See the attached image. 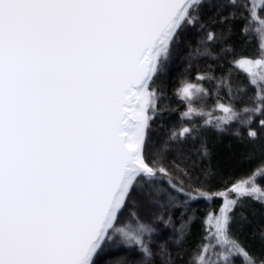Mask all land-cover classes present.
Instances as JSON below:
<instances>
[{
  "label": "snow or ice",
  "instance_id": "snow-or-ice-1",
  "mask_svg": "<svg viewBox=\"0 0 264 264\" xmlns=\"http://www.w3.org/2000/svg\"><path fill=\"white\" fill-rule=\"evenodd\" d=\"M217 7L211 0H0V264H177L197 220L187 210L208 198L202 185L215 172L208 166L192 175L176 164L186 159L177 149L196 138V128L152 139L161 111L157 80L166 75L182 33L205 8ZM244 8L248 16H217L222 24L241 20L246 37L249 17L264 12V0ZM258 32L252 55L244 51L247 40L239 51L230 42L215 53L195 50L197 57L221 61L220 85L231 90L235 78L239 91L252 90L254 106L242 107L249 115L241 124L253 143L264 132V29ZM233 34L229 24L220 35ZM215 40L209 32L208 41ZM198 79L217 78L206 73ZM192 91L186 81L180 88L185 98ZM222 110L232 120L239 116L235 107ZM198 152L210 158L206 140ZM191 167L197 169L194 161ZM258 179H264L260 169L228 189L240 195L226 199L215 216L216 237L226 245L215 264H236L241 252L247 257L241 264H264V256L232 231L234 223L241 229L250 223L244 211L236 213L245 207L243 198L264 211V199L251 196ZM170 209H181L186 231L171 215L165 218ZM202 224L207 232V217ZM160 225L173 226L171 234ZM252 236L264 249V227ZM208 248L203 244L183 264H212Z\"/></svg>",
  "mask_w": 264,
  "mask_h": 264
},
{
  "label": "trees",
  "instance_id": "trees-1",
  "mask_svg": "<svg viewBox=\"0 0 264 264\" xmlns=\"http://www.w3.org/2000/svg\"><path fill=\"white\" fill-rule=\"evenodd\" d=\"M211 3L217 4L215 9L205 8L201 12V19L195 26H189L183 33V42L173 49L171 62L167 73L157 80L162 95L159 99L160 113L152 123L151 137L154 141L166 139L172 131L179 133L182 128H196L198 135L195 139H188L178 151H182L186 159H177L176 164L181 167L187 166L190 174L194 175L201 167L210 166L215 172V176L208 182L203 183L205 195L207 199H199L192 203L188 208L187 214L191 215L195 211L197 220L191 225V234L188 235L183 248L180 249V259L177 264H183V261L191 260L201 250L203 244H208L209 248L205 253L206 262L211 261L215 264L218 256L223 252L226 245L221 238L216 237L215 224L213 218L217 215L220 207L227 198L236 199L240 194L238 192H229L232 184L245 178L254 170L260 169L264 174V132L261 139L254 143L247 138V128L242 126L241 121L246 120L249 114L242 111L245 105H251L253 96L252 90L249 88L246 92L238 90L236 80H233L231 90L218 83L224 69L218 67L221 61L212 60L208 57H197L195 50L197 48L203 52L210 49L212 52H218L222 43L230 42L237 46L240 50L242 41H249L244 45L246 54L252 55L258 48L259 32L258 29H264V12L257 9L255 19L249 17L248 34L241 36L240 27L241 20L233 21L227 19L224 24L219 22L217 12L228 17L230 12L237 15L244 14L248 16L244 5L252 6L253 0H236V5H228V0H211ZM259 5L261 0H255ZM203 24V28L200 25ZM233 27L234 34L230 37H221V32H226L228 25ZM216 33V40L208 41V33ZM225 69L227 64H225ZM210 73L217 79L199 80L198 76ZM243 79V77H240ZM192 85V95L185 98L180 88L184 82ZM203 90V92L201 91ZM222 106L235 107L239 116L232 120L231 113H225ZM185 113H188L185 116ZM260 117H255V121L251 126L257 127ZM232 120V122H229ZM220 124L225 128L224 132H218L215 125ZM239 131L240 136H236L235 132ZM202 140H206L210 152V158L202 159L198 149ZM174 153H169L171 160ZM191 161L197 165V169H192ZM169 170L174 175H182L174 164H168ZM203 181V178H201ZM201 181L196 182L200 184ZM256 185L258 191L252 192L251 196L257 199H264V179H258ZM251 188L253 185H248ZM243 209L236 208V213L244 211L250 223L245 224L243 228H238L237 224H233V234L248 247L249 251L264 256V249L261 248L259 240L254 239L252 233L264 227V211L260 209L259 204L255 203L251 198H243ZM143 211V210H142ZM181 209H170L163 212L165 218L171 215L175 222V227L181 226L186 231L187 223L181 224ZM212 213V216H208ZM208 219L207 232L204 231L202 220ZM165 236L171 234L172 227L163 228L159 226ZM207 236V239L204 237ZM177 249L173 248L175 253ZM235 253V250H234ZM247 260V257L241 252L236 264Z\"/></svg>",
  "mask_w": 264,
  "mask_h": 264
},
{
  "label": "rangeland",
  "instance_id": "rangeland-1",
  "mask_svg": "<svg viewBox=\"0 0 264 264\" xmlns=\"http://www.w3.org/2000/svg\"><path fill=\"white\" fill-rule=\"evenodd\" d=\"M262 70H264V69H262ZM227 199L230 200V198H227ZM224 203H225V201H224ZM224 203H223V204H224ZM220 208H221V207H220ZM219 211H220V209H219ZM219 211H218V213H219ZM218 213H217V214H218ZM213 222H214V224H215V217L213 218ZM219 240L221 241V238H219Z\"/></svg>",
  "mask_w": 264,
  "mask_h": 264
}]
</instances>
